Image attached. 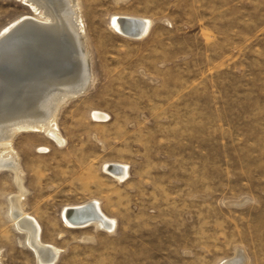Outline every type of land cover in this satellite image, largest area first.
Masks as SVG:
<instances>
[{
	"label": "rangeland",
	"instance_id": "374dc122",
	"mask_svg": "<svg viewBox=\"0 0 264 264\" xmlns=\"http://www.w3.org/2000/svg\"><path fill=\"white\" fill-rule=\"evenodd\" d=\"M78 2L92 81L58 107L64 142L10 143L52 264H264V0ZM23 16L38 14L0 0V32ZM113 16L150 26L125 37ZM17 193L0 168V264H36L9 214ZM91 200L111 227L63 221Z\"/></svg>",
	"mask_w": 264,
	"mask_h": 264
},
{
	"label": "bare ground",
	"instance_id": "6f19581e",
	"mask_svg": "<svg viewBox=\"0 0 264 264\" xmlns=\"http://www.w3.org/2000/svg\"><path fill=\"white\" fill-rule=\"evenodd\" d=\"M21 1L28 3L38 17L23 16L0 32V168L12 171L18 189L17 195L10 198L11 219L26 234L36 264H52L58 250L40 240L38 223L21 209L20 199L26 189L10 143L17 130L26 128L43 130L61 144L63 140L55 127L59 104L71 86L83 82L87 86L92 76L78 0ZM110 26L125 37L137 39L146 34L150 21L113 16ZM49 64L53 65L52 71H59L60 77L48 73ZM109 166L106 171L115 179L126 176L123 165ZM62 217L71 227L95 225L107 229L112 225L94 200L65 208ZM242 261L239 256L229 264Z\"/></svg>",
	"mask_w": 264,
	"mask_h": 264
},
{
	"label": "water",
	"instance_id": "95a60500",
	"mask_svg": "<svg viewBox=\"0 0 264 264\" xmlns=\"http://www.w3.org/2000/svg\"><path fill=\"white\" fill-rule=\"evenodd\" d=\"M49 68H50L49 69L50 72H48V73H51L52 75H56L57 77L58 76L60 77V75L58 73L59 71L58 72L57 71H52L53 65L49 64ZM49 70H47V71H49ZM85 88H86V84L84 82L81 83V84H77L75 86H71L69 88L70 92H68V94L64 96V98L62 99L63 101L59 104V106L61 104L65 103L67 100L73 98L74 96L82 93L85 90ZM51 89H53V88H51ZM28 130H32V129L20 128L19 130H17V132H15V134L20 132V131H28Z\"/></svg>",
	"mask_w": 264,
	"mask_h": 264
}]
</instances>
